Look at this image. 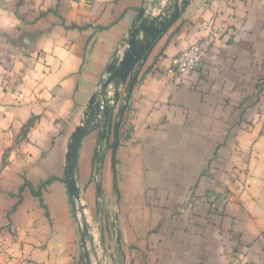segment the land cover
<instances>
[{"label": "crops", "instance_id": "obj_1", "mask_svg": "<svg viewBox=\"0 0 264 264\" xmlns=\"http://www.w3.org/2000/svg\"><path fill=\"white\" fill-rule=\"evenodd\" d=\"M156 1L0 0V264H264V0H192L138 63L79 147L83 242L68 145Z\"/></svg>", "mask_w": 264, "mask_h": 264}, {"label": "water", "instance_id": "obj_2", "mask_svg": "<svg viewBox=\"0 0 264 264\" xmlns=\"http://www.w3.org/2000/svg\"><path fill=\"white\" fill-rule=\"evenodd\" d=\"M159 1V0H158ZM156 1V2H158ZM192 0H173L168 8L155 17L146 16V8L141 10L139 22L134 25L128 40V47L121 59L113 63L109 68V75L102 84L101 91L96 92L88 105L85 117L81 124L77 126L71 136L66 155V183L73 203L76 205L81 200L80 188L76 179V166L79 147L84 136L99 123L103 124L102 138L106 135V120L114 103L120 96V86L126 83L133 73L138 63L146 57L158 37L179 18L185 7ZM134 77L131 88L135 84ZM114 86V97L107 99L108 88ZM99 93L102 94L99 98ZM118 142H116V145ZM88 225L84 220L82 236L86 245Z\"/></svg>", "mask_w": 264, "mask_h": 264}, {"label": "built area", "instance_id": "obj_3", "mask_svg": "<svg viewBox=\"0 0 264 264\" xmlns=\"http://www.w3.org/2000/svg\"><path fill=\"white\" fill-rule=\"evenodd\" d=\"M210 41L201 39L191 44L187 49L177 54L167 71L171 78H178L184 74L194 72L202 63L203 58L209 51Z\"/></svg>", "mask_w": 264, "mask_h": 264}, {"label": "rangeland", "instance_id": "obj_4", "mask_svg": "<svg viewBox=\"0 0 264 264\" xmlns=\"http://www.w3.org/2000/svg\"><path fill=\"white\" fill-rule=\"evenodd\" d=\"M168 5H170V3L169 4H167V3H164V5H163V3H161V5H160V12L159 13H161V12H166L167 10H168V8H169V6ZM164 10H166V11H164ZM132 75V74H131ZM131 75L129 76V78H128V80L126 81V83H128V81L130 80V77H131ZM126 83H124L123 85H121L120 86V94L121 93H123L124 92V89L126 88ZM101 88L102 87H100L99 88V90L98 91H101ZM113 90V88L110 86L109 88H108V94L110 93V92H112V96L110 97V98H113L114 97V90ZM108 94H107V96H108ZM101 96H102V94H100L99 93V98H101ZM112 103L114 104V101L112 100ZM80 203H81V205H80ZM77 205V211H78V215H79V224L81 225V226H83V223H84V220H86V223H89L88 222V220L91 222V220L90 219H92L91 218V216L89 215V212H88V210L87 209H85V208H83V202L80 200V202L78 203H76ZM81 211H83V213L82 214H80L81 213ZM93 221H95V220H93Z\"/></svg>", "mask_w": 264, "mask_h": 264}, {"label": "bare ground", "instance_id": "obj_5", "mask_svg": "<svg viewBox=\"0 0 264 264\" xmlns=\"http://www.w3.org/2000/svg\"><path fill=\"white\" fill-rule=\"evenodd\" d=\"M112 87H113V89H114V86L113 85H111ZM107 99H110V97L109 96H107Z\"/></svg>", "mask_w": 264, "mask_h": 264}]
</instances>
